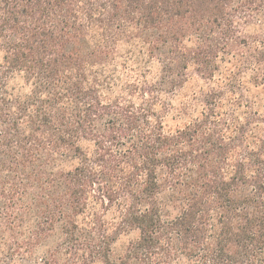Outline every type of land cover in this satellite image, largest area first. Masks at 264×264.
<instances>
[{
  "label": "trees",
  "instance_id": "trees-1",
  "mask_svg": "<svg viewBox=\"0 0 264 264\" xmlns=\"http://www.w3.org/2000/svg\"><path fill=\"white\" fill-rule=\"evenodd\" d=\"M25 259L264 264V0H0V264Z\"/></svg>",
  "mask_w": 264,
  "mask_h": 264
},
{
  "label": "rangeland",
  "instance_id": "rangeland-1",
  "mask_svg": "<svg viewBox=\"0 0 264 264\" xmlns=\"http://www.w3.org/2000/svg\"><path fill=\"white\" fill-rule=\"evenodd\" d=\"M178 121L176 120H169L168 121V124L170 126H175L177 124ZM138 233L136 231H133L129 234H124L122 235L119 240L117 241L116 243V249L117 250H122V248L124 247V245L130 240V239H133L135 237H137ZM42 251V249L40 250V252ZM17 264H35L32 260H23V261H20L19 263Z\"/></svg>",
  "mask_w": 264,
  "mask_h": 264
}]
</instances>
